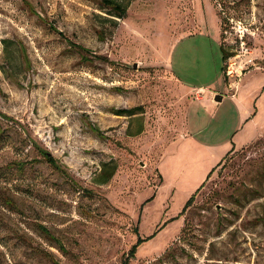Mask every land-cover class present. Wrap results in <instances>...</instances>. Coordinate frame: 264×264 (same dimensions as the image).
I'll return each mask as SVG.
<instances>
[{
  "label": "rangeland",
  "instance_id": "1",
  "mask_svg": "<svg viewBox=\"0 0 264 264\" xmlns=\"http://www.w3.org/2000/svg\"><path fill=\"white\" fill-rule=\"evenodd\" d=\"M0 2V264H264V0Z\"/></svg>",
  "mask_w": 264,
  "mask_h": 264
},
{
  "label": "trees",
  "instance_id": "2",
  "mask_svg": "<svg viewBox=\"0 0 264 264\" xmlns=\"http://www.w3.org/2000/svg\"><path fill=\"white\" fill-rule=\"evenodd\" d=\"M100 3H101V8L104 9V10H106V11H108L110 17L116 18V19H123L125 17V15H126V12H127L129 0H127L125 4H124V2L122 0H100ZM99 34L103 37V32L102 31ZM72 47L80 50L81 52H85V53L88 52L84 48H82L80 46H75L74 44H72ZM220 49H221V53H222V59H223L224 62H225V60L227 58L233 56V55L229 54L228 52H226L225 49H223V47L220 46ZM139 110L140 109L138 107H134V108H130V109H118V110H115L113 112L117 116L132 117V116H134L136 114H139V112H140ZM3 116L5 118H7V116H5V115H3ZM232 150H234V149H231L230 151H232ZM38 151L54 167H56L57 169L59 168V167H57V164H56L55 159L53 157H51L47 152H44V151H42L40 149H38ZM213 170L209 174L208 178L212 174ZM112 174L113 173H110L108 175V178L106 180H109L112 177ZM203 184L200 187H202ZM196 192L187 200V202L184 205V208H183L182 212L180 213V215L183 214L185 212V210L189 207V205L191 204V202L194 199V196H195ZM152 199H153V197H151L150 199H148L147 202L151 201ZM135 233L137 235L136 242L131 246L130 250L128 251L127 255L124 257V259L121 262V264H130V261L136 255V252H137L138 247L142 244V242H144V241H146V240L149 239V237L146 238V239H142L139 236V234H138L137 228H135Z\"/></svg>",
  "mask_w": 264,
  "mask_h": 264
},
{
  "label": "crops",
  "instance_id": "3",
  "mask_svg": "<svg viewBox=\"0 0 264 264\" xmlns=\"http://www.w3.org/2000/svg\"><path fill=\"white\" fill-rule=\"evenodd\" d=\"M220 45V44H219ZM175 81V80H174ZM193 88H191L190 89V93L192 92L193 93V95H194V99L196 100V101H201L202 99H205V95H206V93L204 92V90H202L201 88L200 89H193ZM186 94H188L187 92H185L184 94H182V95H184L185 97H188V95H186ZM190 96H191V98H192V95L190 94ZM217 97V95L215 96L214 95V97H213V99L211 98V101L214 103V104H216L217 103V101H215V98ZM222 99H224V97H221V100ZM244 116H245V118H248L247 119V122L245 121V122H243L242 124L244 125L243 127V129L241 128V130H239L240 129V127L241 126H239V128H238V130H237V132L234 134V136H233V139H234V145H235V147H234V149L237 147V145H238V148L241 146V144H246V143H248L249 141H251L254 137H252V138H250V139H247V140H245V142L244 143H239L238 144V136L240 135V134H248L250 131H251V129L254 127H257V122H258V120L260 119V112H259V107H258V110H254V109H252V111L251 112H248V113H245V114H243ZM144 116V114L142 113H139V114H136V115H134V116H132V117H129V118H131L132 119V121L131 122H134V120L136 119V120H139V118H141V117H143ZM121 117H124V116H121ZM169 123V122H168ZM241 124V125H242ZM128 129H127V131L129 132V134L130 135H135V136H142V135H144L146 132H147V126L145 125V126H142V127H140V126H137V129L135 130L134 129V127H133V124H131L129 127H127ZM167 128L169 129V130H171V126L170 125H168L167 126ZM260 131H261V129H260ZM161 132H162V129H160L159 130V132H158V134H161ZM165 133H168V132H165ZM170 133V132H169ZM172 133V132H171ZM259 133V132H258ZM160 137V136H159ZM232 147V146H231ZM231 150V149H230Z\"/></svg>",
  "mask_w": 264,
  "mask_h": 264
},
{
  "label": "built area",
  "instance_id": "4",
  "mask_svg": "<svg viewBox=\"0 0 264 264\" xmlns=\"http://www.w3.org/2000/svg\"><path fill=\"white\" fill-rule=\"evenodd\" d=\"M246 52H247V49H246ZM238 72H241V66L233 62L229 64V67H227V70L224 73L228 78H231L234 76L233 74H237Z\"/></svg>",
  "mask_w": 264,
  "mask_h": 264
},
{
  "label": "water",
  "instance_id": "5",
  "mask_svg": "<svg viewBox=\"0 0 264 264\" xmlns=\"http://www.w3.org/2000/svg\"><path fill=\"white\" fill-rule=\"evenodd\" d=\"M215 101L220 102L221 101V96L217 95V97L215 98Z\"/></svg>",
  "mask_w": 264,
  "mask_h": 264
},
{
  "label": "bare ground",
  "instance_id": "6",
  "mask_svg": "<svg viewBox=\"0 0 264 264\" xmlns=\"http://www.w3.org/2000/svg\"><path fill=\"white\" fill-rule=\"evenodd\" d=\"M1 3V5H3L4 4V2H0Z\"/></svg>",
  "mask_w": 264,
  "mask_h": 264
}]
</instances>
